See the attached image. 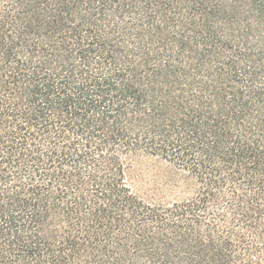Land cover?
Wrapping results in <instances>:
<instances>
[{
	"label": "trees",
	"instance_id": "16d2710c",
	"mask_svg": "<svg viewBox=\"0 0 264 264\" xmlns=\"http://www.w3.org/2000/svg\"><path fill=\"white\" fill-rule=\"evenodd\" d=\"M0 264H264V0H0Z\"/></svg>",
	"mask_w": 264,
	"mask_h": 264
},
{
	"label": "rangeland",
	"instance_id": "374dc122",
	"mask_svg": "<svg viewBox=\"0 0 264 264\" xmlns=\"http://www.w3.org/2000/svg\"><path fill=\"white\" fill-rule=\"evenodd\" d=\"M136 175L137 190L148 198H173L181 191L177 190V187L186 185L183 178L175 174L170 167L150 160H145L137 165Z\"/></svg>",
	"mask_w": 264,
	"mask_h": 264
}]
</instances>
